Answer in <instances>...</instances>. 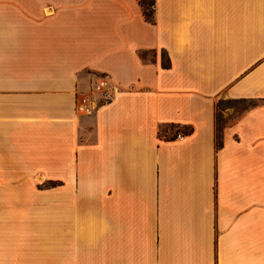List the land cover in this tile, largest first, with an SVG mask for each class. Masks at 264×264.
<instances>
[{"label":"crops","instance_id":"crops-1","mask_svg":"<svg viewBox=\"0 0 264 264\" xmlns=\"http://www.w3.org/2000/svg\"><path fill=\"white\" fill-rule=\"evenodd\" d=\"M153 7L0 0V264H264V0Z\"/></svg>","mask_w":264,"mask_h":264},{"label":"built area","instance_id":"built-area-1","mask_svg":"<svg viewBox=\"0 0 264 264\" xmlns=\"http://www.w3.org/2000/svg\"><path fill=\"white\" fill-rule=\"evenodd\" d=\"M110 80L106 74L97 75L94 77L91 95L81 98L76 102V110L80 114H93L97 105L101 102L108 101L110 97ZM184 134V131L175 129L174 137L180 138Z\"/></svg>","mask_w":264,"mask_h":264},{"label":"trees","instance_id":"trees-1","mask_svg":"<svg viewBox=\"0 0 264 264\" xmlns=\"http://www.w3.org/2000/svg\"><path fill=\"white\" fill-rule=\"evenodd\" d=\"M138 3H139V5H140V7L142 9L144 17L148 21L152 22L153 21V12H154V7H153L154 6V0H138ZM145 53H146V51H141V52H139V56L142 59L147 60L146 57H145ZM151 53L153 55L154 52H151ZM149 60H153L152 57L149 58ZM162 64H163L164 67H167L168 64H169V60H168V58L166 57V55L164 53L162 54ZM220 100H223V99H220ZM235 101H237L239 103H246L247 102V104L237 113L236 116L240 115L243 111H245V110H247L250 107L255 105L254 101H252V100L238 99V100H235ZM224 126L225 125H221L220 126L219 123H218V120L216 119V144H217V146H220L221 143H222L221 142V131H222ZM185 128H186L187 131H189V132L191 131L190 128H188V127H185Z\"/></svg>","mask_w":264,"mask_h":264},{"label":"rangeland","instance_id":"rangeland-1","mask_svg":"<svg viewBox=\"0 0 264 264\" xmlns=\"http://www.w3.org/2000/svg\"><path fill=\"white\" fill-rule=\"evenodd\" d=\"M152 53L146 52V59L151 58ZM247 104L239 103L235 100L223 99L217 102V114L216 119L218 120L219 125H226L232 119L236 118L237 113ZM236 116V117H235ZM186 132H189L186 130Z\"/></svg>","mask_w":264,"mask_h":264}]
</instances>
